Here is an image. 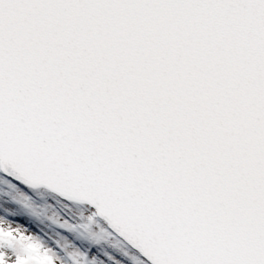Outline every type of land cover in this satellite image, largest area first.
<instances>
[{
    "label": "snow or ice",
    "instance_id": "obj_1",
    "mask_svg": "<svg viewBox=\"0 0 264 264\" xmlns=\"http://www.w3.org/2000/svg\"><path fill=\"white\" fill-rule=\"evenodd\" d=\"M0 264H264V0H0Z\"/></svg>",
    "mask_w": 264,
    "mask_h": 264
},
{
    "label": "rangeland",
    "instance_id": "obj_2",
    "mask_svg": "<svg viewBox=\"0 0 264 264\" xmlns=\"http://www.w3.org/2000/svg\"><path fill=\"white\" fill-rule=\"evenodd\" d=\"M40 210H41L42 212H45V213L47 212V209H45V208L43 207V205L40 206Z\"/></svg>",
    "mask_w": 264,
    "mask_h": 264
}]
</instances>
